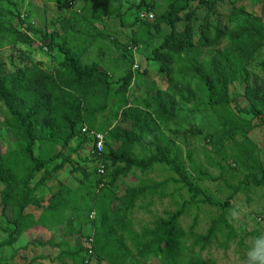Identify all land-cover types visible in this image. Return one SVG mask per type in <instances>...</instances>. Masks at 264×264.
<instances>
[{
  "label": "trees",
  "instance_id": "1",
  "mask_svg": "<svg viewBox=\"0 0 264 264\" xmlns=\"http://www.w3.org/2000/svg\"><path fill=\"white\" fill-rule=\"evenodd\" d=\"M65 1L70 6L74 2ZM125 1L107 0L98 7V16L122 20L127 11L124 9ZM176 1H171L163 12L155 14L148 0H138L137 4L130 6L137 12L138 20L146 22L156 35H160L161 25L170 28V33L152 49L150 57L159 65V72L169 91L158 92L154 96L144 93L140 97H131L116 124L111 125L106 134L94 127L97 117L108 108L111 80L98 64H82L86 45L80 41L83 32L79 30L82 22H76L78 15L72 14L62 20L61 27L65 31L62 44L51 40L46 45L49 51L56 47L62 56L53 72L44 70L37 63L6 73L0 62V101L10 115L7 125L11 130L8 135L10 149L6 154H0V182L3 184L1 213L6 217L9 212V217H6L8 239L0 242V248L14 244L20 234L34 226L50 229L65 222L64 211L69 207L71 192L58 191L48 198L38 196L36 192L66 164L70 165L72 154L78 155L87 145L90 146L89 154L95 163L97 176V190L91 194L92 207L88 212L95 214L92 220L93 251L90 255H95L97 260L125 264L133 254L144 260L151 254H158L161 257L159 264H206L193 246L201 244V247H206L217 233L224 231L229 238L232 236V233L228 234L232 232L231 201L244 188L264 187V168L256 156V145L248 137L253 126L244 118L233 116L230 111L229 87L238 80L244 83L245 88L248 87L249 72L243 65H251L261 52L260 65L264 68V20L262 16L246 15L240 27L227 32L217 23L209 22L207 15L199 21L201 10L206 7L212 13L218 0H191L193 4L189 5H176ZM143 11L151 12L154 18L141 20L139 14ZM23 19L24 16L19 14L21 25ZM0 31L14 43L30 41V36L26 34L30 31L28 24L25 29L13 24L0 28ZM40 35L43 40L51 37L41 32ZM224 40L228 44L226 49L216 52L206 64L198 62L201 50L219 47ZM127 46L121 52L124 58L128 57L127 49L132 53V48L137 49L135 42ZM189 75L203 84L207 95L205 107L212 110L220 121L218 132L206 136L210 149L221 159H231L233 167L243 173L242 180L236 185L224 182L230 194L223 202L212 200L193 182V178L201 182L218 181V176L212 175L202 163L194 160L192 152L187 151L185 161L193 176L191 178L174 149V141L165 139L160 131V126L176 121L175 96L181 89L172 84L174 77L186 79ZM133 79L134 73L127 70L114 93H127ZM249 96L264 105V84ZM253 114L258 120L257 125H264V113L258 109ZM84 127L86 132H82ZM91 131L105 134L101 156L95 153ZM189 131L201 133L194 128ZM73 141H77L74 147L71 146ZM228 146L231 148L229 155L225 151ZM35 149L37 153H34ZM136 149L149 154L137 155L134 153ZM58 159L59 163L49 170L48 167ZM107 161L111 166L108 173ZM99 164L105 169L102 176L97 174ZM156 165L166 167L176 178L125 187L121 194L116 192L118 179L127 178L132 170L145 174ZM218 166L221 167L220 164ZM39 173H42L41 177L32 185ZM105 177H108L107 182ZM170 183L185 189L189 200L165 218L157 219L151 228L144 227L140 232L131 229L127 219L136 203L157 195L160 188ZM194 204H207L220 211L203 236L195 234L193 227L185 232L178 224L187 208ZM188 239L191 246L186 244ZM35 242L41 247L58 248L57 261L64 259L66 264H89L87 257L91 256L87 253L88 248L79 240L71 250L65 249L63 243H53L51 239Z\"/></svg>",
  "mask_w": 264,
  "mask_h": 264
},
{
  "label": "rangeland",
  "instance_id": "2",
  "mask_svg": "<svg viewBox=\"0 0 264 264\" xmlns=\"http://www.w3.org/2000/svg\"><path fill=\"white\" fill-rule=\"evenodd\" d=\"M73 1V5L70 6L65 0H0V28H7L14 24L25 29L26 25L18 22L19 14L24 16V23L30 27V31L26 32L30 36V41L26 43H14L0 31V62L6 73L37 63L44 70L53 72L62 56L56 47L49 51L46 45L51 40L53 43L62 44L65 35L61 27L62 20L71 17L72 14L78 15L76 22H82L79 30L83 32L80 41L86 45L81 57L82 64H98L108 73L111 80L112 90L109 94L108 108L97 117L94 127L106 134L111 125L116 124V119L121 110L129 104L131 97H140L144 93L154 96L158 92L169 91L162 73L159 72V65L150 60V57L152 49L170 33V28L161 25L160 35H156L153 28L146 22L139 21L137 12L130 8L131 5L137 4L138 0L125 1L124 9L127 11L122 20H108L98 16V7L103 6L107 0ZM171 1L173 0H148L152 4L154 14L163 12ZM192 1L178 0L176 5L193 4ZM206 15L209 22L217 23L229 32L240 27L246 15L262 16L264 20V0H218L212 13H209L206 7L201 10L198 14L199 21ZM40 32L51 37L43 40ZM134 42L137 44L136 51L132 53L127 49L128 57H122L121 52L126 50L127 45ZM227 46L224 40L219 47L201 50L198 62L206 64L209 58L216 52L223 51ZM262 54L261 52L256 55L251 65L248 63L243 65L249 72L248 87L245 88L241 80L235 81L229 87V94L232 115L244 118L245 122L253 126L248 137L256 145V156L264 168V125H257L258 120L253 114L258 109L264 113V105L261 101H255L249 96L254 89H260L264 84V68L260 65ZM127 70L134 73L131 88L125 94L114 93V89L120 84V78ZM172 84L181 89L175 96L176 121L167 126H160L161 134L165 139L174 141V149L178 151L180 162L189 176L191 173L185 161L187 151L192 152L194 160L202 163L212 175L218 176V181L201 182L193 176L191 178L211 196L212 200L223 202L230 194L224 182L236 185L239 180H242L243 173L233 167L231 159H221L210 149L206 136L218 132L220 121L212 110L205 107L207 95L203 84L191 75L186 79L174 77ZM9 119L10 115L0 101V154H6L10 149L8 135L11 130L7 125ZM193 128L201 133H191L189 130ZM76 144L77 141H73L71 146L74 147ZM89 148L90 146L87 145L78 155L72 154L70 165L66 164L36 192L43 198H48L58 191L71 192L69 207L64 211L65 222L50 229L34 226L26 230L17 237L14 244L0 248V264H27L31 260L32 264H66L64 259L56 260L60 252L58 248L41 247L35 241L45 242L51 239L53 243H63L64 248L68 250L75 246L77 240L85 247L89 242L90 246L94 232L92 220L95 214L93 212L88 214V212L92 207L91 194L97 190L95 189L97 176ZM230 149L228 146L225 150L227 155L230 154ZM34 153H37L36 149ZM134 153L140 156L149 154L147 151L141 152L138 149ZM59 161L60 159L56 160L48 169L51 170ZM106 167L107 173L110 172L109 161L106 162ZM41 175L42 173L36 175L32 185ZM169 177L176 178L166 167L159 165L145 174L132 170L127 178L118 179L115 189L118 194H121L125 187L138 186L142 183L150 184L154 181L162 182ZM107 181L108 177H105V182ZM2 189L3 184L0 182V193ZM188 200L189 194L185 189L170 183L160 188L157 195L139 200L134 210L128 215L127 224L136 232H140L144 227L151 228L157 219L165 218L167 214L174 212ZM231 204L232 232L228 234L232 233V236L229 238L224 231L221 234L217 233L215 239L206 247H201V244L193 246V250L200 254L206 264H246V253L253 239L264 235V187L249 186L242 189L232 199ZM1 210L0 198V242H4L8 239L6 229L9 228V224L6 217H9V212L5 217ZM219 213L220 211L214 206L194 204L187 208L178 224L185 232L193 227L195 234L203 236L210 227L211 221ZM234 213L238 214L235 219ZM70 220L72 224H68ZM69 229H71L70 233ZM126 244L130 245L128 241ZM186 244L191 246V240L188 239ZM87 258L89 264H109L105 260H97L95 255ZM160 258L158 254H151L144 260L133 254L125 261V264H159Z\"/></svg>",
  "mask_w": 264,
  "mask_h": 264
},
{
  "label": "built area",
  "instance_id": "3",
  "mask_svg": "<svg viewBox=\"0 0 264 264\" xmlns=\"http://www.w3.org/2000/svg\"><path fill=\"white\" fill-rule=\"evenodd\" d=\"M139 17L141 20L143 21H146V20H152L154 18L153 14L151 12H146V11H143L139 14ZM22 25H26L24 23V19H23V24ZM23 26V27H24ZM133 52H135V48H132L131 49ZM87 129L84 127L82 129V132H86ZM91 134L94 136V140H95V153L98 155V156H101L102 152H103V148H104V143H105V134L104 133H101V132H98V131H91ZM105 173V169H104V166L102 164H99L97 166V174L99 176H102L104 175ZM94 213V212H93ZM92 242H93V239L91 237V240H90V246H89V242L86 246V248H88V255L92 254Z\"/></svg>",
  "mask_w": 264,
  "mask_h": 264
},
{
  "label": "clouds",
  "instance_id": "4",
  "mask_svg": "<svg viewBox=\"0 0 264 264\" xmlns=\"http://www.w3.org/2000/svg\"><path fill=\"white\" fill-rule=\"evenodd\" d=\"M237 215V213H234L233 218L235 219ZM246 264H264V235L253 239L246 253Z\"/></svg>",
  "mask_w": 264,
  "mask_h": 264
}]
</instances>
